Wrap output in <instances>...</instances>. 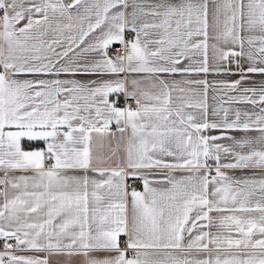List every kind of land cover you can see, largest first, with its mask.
I'll list each match as a JSON object with an SVG mask.
<instances>
[{"label":"snow or ice","instance_id":"1","mask_svg":"<svg viewBox=\"0 0 264 264\" xmlns=\"http://www.w3.org/2000/svg\"><path fill=\"white\" fill-rule=\"evenodd\" d=\"M256 76L264 0H0V264H264Z\"/></svg>","mask_w":264,"mask_h":264},{"label":"crops","instance_id":"2","mask_svg":"<svg viewBox=\"0 0 264 264\" xmlns=\"http://www.w3.org/2000/svg\"><path fill=\"white\" fill-rule=\"evenodd\" d=\"M235 77H233V79H234ZM209 79H212V77H209ZM254 79L256 80V81H259V80H261V79H264V78H262V77H260V76H256V77H254ZM213 95V93L210 91L209 92V104L211 105V104H213L214 103V101L211 99V96ZM113 129H115V126H113ZM236 135H240L239 133H237ZM127 138V134H126V136H125V139ZM112 147L113 148H115L116 147V144H117V141L115 140V139H113L112 140ZM25 148H28V147H31L32 145H30V144H28L27 142H25ZM138 189H141L142 190V188H138ZM126 239V237H124L123 235L121 236V241L123 242V240H125ZM72 264H80V260L78 259V258H74L73 260H72Z\"/></svg>","mask_w":264,"mask_h":264},{"label":"built area","instance_id":"3","mask_svg":"<svg viewBox=\"0 0 264 264\" xmlns=\"http://www.w3.org/2000/svg\"><path fill=\"white\" fill-rule=\"evenodd\" d=\"M119 48H120V45H119V44H115V45L113 46V49L110 50L109 54H110V55L114 54V51H115V50H118ZM130 102H131V101H130ZM132 103H133V106H135V105H134V102H132ZM121 106H123V101H122V100H121ZM129 183H133V181L130 179V180H129ZM134 183H135V185H136L137 188H141L142 181H141L140 179H136V180L134 181ZM0 243H2V242H0Z\"/></svg>","mask_w":264,"mask_h":264}]
</instances>
